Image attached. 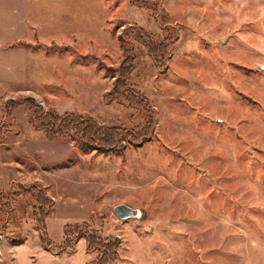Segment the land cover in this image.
Segmentation results:
<instances>
[{
  "label": "rangeland",
  "instance_id": "374dc122",
  "mask_svg": "<svg viewBox=\"0 0 264 264\" xmlns=\"http://www.w3.org/2000/svg\"><path fill=\"white\" fill-rule=\"evenodd\" d=\"M121 67L149 110L109 98ZM21 187L0 264H264V0H0V191Z\"/></svg>",
  "mask_w": 264,
  "mask_h": 264
},
{
  "label": "trees",
  "instance_id": "16d2710c",
  "mask_svg": "<svg viewBox=\"0 0 264 264\" xmlns=\"http://www.w3.org/2000/svg\"><path fill=\"white\" fill-rule=\"evenodd\" d=\"M124 70L125 69H123L121 67L119 69V71H117V74H118V78L116 79L117 82L114 84L113 89L110 91V93L108 95L109 98L110 97H112V98H119V97L127 98L128 96H131V98H132V95H134L133 100L135 99L134 101H136V104H145L146 105L145 109L149 110V106L147 103L148 100L145 97H142L140 95V93L136 92L129 85H127L128 81H129V76L133 73V68H132V70L127 71L126 74L124 73ZM119 88H122L123 90H119ZM24 104H26V103H24ZM46 118L48 120V123L45 126H48V129L44 128L45 127L44 126V127L38 128V130L43 131L50 138L62 137L63 136L62 130L66 129L69 124H74V123L82 124L83 127H86V128L83 129V131L78 132V134H79L78 136H81L82 138L85 137L84 140L80 141V144L84 150L90 149L91 146L92 147H98V149H100V150L103 146H109V148H111V151L117 150L116 144H119V140H118V137H115V134L120 133V131H112V130H116V128L112 129V128H109L105 125L104 126L103 125H97L95 123V121H93L92 119L75 120L74 116L72 114L65 115L62 118L55 117L53 114H48L46 116ZM82 132H84V134H83L84 137L81 134ZM107 133H110L114 137H109ZM86 139H88V140H86ZM34 188H36V187H33L32 189H34ZM23 189H25V188L21 187L19 189L18 193L11 191V193H9L8 195L5 194L4 192L0 191V201H3L5 206L8 207L11 211L12 210L10 208L11 203L12 204L16 203L19 200V198L22 197L21 192L23 191ZM32 189L30 188L27 190L31 191ZM33 198H35V200L38 202L39 206L43 202H45L47 204L49 202L48 200L53 202L52 199H47V197H44V196L41 197V195H40V197L33 196ZM39 201H40V203H39ZM2 208H4V206H2ZM40 218L41 217L38 214V210L35 208L34 219H36L39 229L41 228L40 231L43 235V241H44L45 245H49L51 247L52 244L47 239V234H46L47 228L45 225V221L43 223L40 220ZM68 231H70L69 228L66 229V234H65L66 235L65 246L67 245V247L70 246V242L72 241V240H70V235L68 234ZM112 242L102 241V240H100V238H97V237H91V238H87V244H88L87 248H88V251L94 253L95 249L93 247L95 244L98 246H102L104 248V251H109V249L113 245V249L115 248V251H116L118 248V243H116V245H114ZM115 251H114V253H111V254H115ZM104 254H106V253H104ZM102 263H103L102 260L97 262V264H102Z\"/></svg>",
  "mask_w": 264,
  "mask_h": 264
},
{
  "label": "water",
  "instance_id": "95a60500",
  "mask_svg": "<svg viewBox=\"0 0 264 264\" xmlns=\"http://www.w3.org/2000/svg\"><path fill=\"white\" fill-rule=\"evenodd\" d=\"M114 213L122 221L140 217V211L135 210L127 205H118L114 209Z\"/></svg>",
  "mask_w": 264,
  "mask_h": 264
}]
</instances>
